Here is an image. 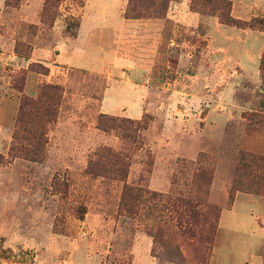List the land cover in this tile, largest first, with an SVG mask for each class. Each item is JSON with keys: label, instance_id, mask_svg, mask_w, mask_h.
Returning a JSON list of instances; mask_svg holds the SVG:
<instances>
[{"label": "rangeland", "instance_id": "374dc122", "mask_svg": "<svg viewBox=\"0 0 264 264\" xmlns=\"http://www.w3.org/2000/svg\"><path fill=\"white\" fill-rule=\"evenodd\" d=\"M5 1L0 264L264 255V169L246 171L264 156V32L220 24L201 0H166L165 16L144 19L124 18L128 0H59L47 23L46 0ZM231 1L237 19L264 16V0ZM43 96L54 116L19 119L22 100Z\"/></svg>", "mask_w": 264, "mask_h": 264}, {"label": "trees", "instance_id": "16d2710c", "mask_svg": "<svg viewBox=\"0 0 264 264\" xmlns=\"http://www.w3.org/2000/svg\"><path fill=\"white\" fill-rule=\"evenodd\" d=\"M23 1L24 0H6L5 8L16 10L20 8V5ZM58 1L59 0H46L43 9L44 14L41 15V20L47 23L48 20L46 19L47 18L46 11L54 15V13H52L51 10H53L55 3ZM160 1L161 3H159V1L156 2V0H150L148 2L147 0H128L123 16L125 19H144L150 17L159 18L160 16L163 17L165 16L166 11L168 9V2H166V0H160ZM196 1L197 0H193L192 6L193 3H195ZM201 1H203L204 4H206L207 6L212 7L214 11H217V16L219 18L220 24L222 25L245 30V31L259 30L264 32V16L253 17L248 21H244L241 19H237L233 16V2L231 0H201ZM52 16L50 19L51 23L54 22V18H55L54 16L53 17ZM15 52L20 57L31 59V57H29L28 52L23 53L19 50L18 47H16ZM260 62H261V69L264 70V47L262 50ZM33 64H37V63H31V65ZM53 89H54L53 94L59 92L57 88H53ZM43 97H42L43 100L41 99L22 100L20 112H19V119H22L27 114L29 116L30 122L33 124H37L40 122L39 119L43 117L54 116L53 110L58 104L57 101L55 100L53 102L52 101L53 99L45 98V96ZM247 166H248V168L246 169L247 173L250 169H252V171L258 169H264V156L249 155L247 159ZM249 188L250 187L248 186L247 187L242 186V188L237 189L235 192L251 194L252 191ZM231 201H232V206H231L232 208L235 201V196L231 198Z\"/></svg>", "mask_w": 264, "mask_h": 264}, {"label": "crops", "instance_id": "0c3cea01", "mask_svg": "<svg viewBox=\"0 0 264 264\" xmlns=\"http://www.w3.org/2000/svg\"><path fill=\"white\" fill-rule=\"evenodd\" d=\"M126 5V4H125ZM84 17V16H83ZM83 17H82V19H81V21H80V25H79V34H80V30H81V27H82V24H83V22H82V20H83ZM193 20V21H192ZM196 20H201L200 18H194V17H192L191 15H188V16H186L185 17V21H184V23L185 24H188L190 27L191 26H197L198 25V23H196V22H198V21H196ZM126 21V23H124L125 25H124V27H127V24H129L128 23V21L127 20H125ZM125 30V29H124ZM126 30H127V28H126ZM245 32H253V31H245ZM78 34V35H79ZM264 47V46H263ZM262 53V52H261ZM35 54V53H34ZM2 55H3V53H2ZM33 56V55H32ZM260 58H261V56H260ZM32 60H33V58H32ZM31 60V61H32ZM256 221H257V225H258V230H257V232H263L264 233V221H263V219L262 218H256ZM219 225H220V222H219ZM260 230V231H259ZM219 232V231H218ZM260 248H261V250L264 248V245H261L260 244ZM251 259L253 260V262L255 263V264H264V255L263 254H260V253H257V252H255V254L253 253L252 255H251ZM252 262V264H254Z\"/></svg>", "mask_w": 264, "mask_h": 264}]
</instances>
